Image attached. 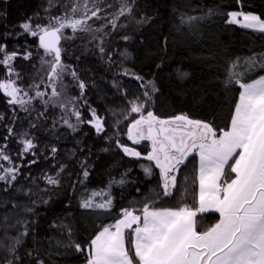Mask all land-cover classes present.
Returning a JSON list of instances; mask_svg holds the SVG:
<instances>
[{"label":"trees","instance_id":"16d2710c","mask_svg":"<svg viewBox=\"0 0 264 264\" xmlns=\"http://www.w3.org/2000/svg\"><path fill=\"white\" fill-rule=\"evenodd\" d=\"M66 5L67 0H0V46L4 49L0 59L16 53L9 65L11 76L8 66L0 64V83L12 81L28 93L35 85L43 90L40 60L44 50L20 25L31 17L35 26L49 12H63ZM241 7L245 13L264 19V0H134L127 41L119 37L105 47L104 54L86 40L77 41L67 51L65 61L85 88L74 85L71 90L76 82L71 75L65 83L76 98L82 120L92 119V110L101 118L103 131L99 134L89 123H81L76 131L68 128L61 119L64 113L52 105L37 102L34 108L23 111L10 104L11 98L0 89V149L10 157L0 163V175L10 167L18 169L15 181H0V239L18 236L25 226L28 229L18 247L20 260L16 264H35V259H42L44 264H87L91 239L102 226L114 224L121 209L138 210L153 201L157 207H180L183 203L193 209L198 206V180L189 181L183 202L175 190L174 199L164 198L154 163L127 157L115 141L135 147L143 156L150 151L147 142L133 146L126 135L130 121L138 117L130 112L131 102L146 99L143 92L149 82L159 91L153 93L145 112L151 110L162 119L187 113L192 119L212 123L217 133L229 129L241 91L239 85L230 89L224 86L229 62L264 52V34L226 22L227 13ZM188 17L194 19L188 22ZM182 71L189 73L187 78H179ZM260 74L264 72L252 78ZM24 139H31L36 147L24 152ZM84 161L87 178L81 167ZM141 165H153L152 174L146 175ZM193 167L195 161L187 172L181 168L177 189L182 188L183 176ZM48 177L59 180V184H49ZM121 179L122 185L118 183ZM112 181L117 183L110 190L111 209L81 207L87 193L107 191ZM106 198L98 195L94 202ZM218 219V214L198 213V230ZM73 242L85 250L76 251ZM7 258V251L0 249V264Z\"/></svg>","mask_w":264,"mask_h":264},{"label":"snow or ice","instance_id":"6c2138e0","mask_svg":"<svg viewBox=\"0 0 264 264\" xmlns=\"http://www.w3.org/2000/svg\"><path fill=\"white\" fill-rule=\"evenodd\" d=\"M84 8L86 11L81 19H72L65 14L52 17L47 26L37 24L33 28L29 17L27 22L20 25L25 33L38 38L39 47L46 56L51 57L43 63L49 65L48 80L51 82L52 97L61 95L57 92L56 82H62L65 73L78 79L76 72L61 60L59 44L62 30L70 28L73 33L77 30L102 31L93 30L87 24V20L92 17L100 19L99 13L102 9L95 7V4V10L89 9L87 3ZM76 10L74 6L71 12L74 14ZM131 11V7L122 6L117 15H124L125 12L130 14ZM88 12H91L90 16ZM227 16L228 24L264 34V19L259 15L245 13L241 7V10L227 13ZM193 19L188 17V22ZM144 22L146 20L141 21ZM108 23L115 26L114 19ZM3 50V46H0V51ZM100 51L104 52V48L101 47ZM29 55L30 53L25 59ZM15 56L16 53H12L0 59V64L8 66L9 76L13 73L9 65ZM257 72H264V52L253 53L247 58L237 57L229 62L224 86L230 89L239 85L241 91L230 116V127L228 130L221 129L219 135L212 123L192 119L187 113L169 119H162L151 110L145 113V108L150 106L152 100L151 93L159 91L152 82H149L150 88L143 92L145 100L131 102L130 112L138 114V118L130 121L126 132L127 139L135 145L149 141L151 149L143 156L135 147L121 144L119 140L115 141L117 147L127 157L154 162V167L159 169L162 179L160 189L164 198L174 199L175 190L181 194L183 202V193L187 191L189 181L195 183L198 180V206L193 209L183 203L180 207H157L156 201H153L144 203L138 210L121 209V215L115 223L102 226V230L91 239L87 264H264V74L252 78ZM188 75L189 73L183 71L178 74L180 79H185ZM34 87L39 89V85ZM78 87L83 90L84 82L78 81ZM0 89L11 98L10 104H19L25 111L28 110L24 105L32 98L25 101L18 97L21 90L14 86V82L0 83ZM24 95L27 96V92ZM45 95L47 92H35L37 98L43 99ZM82 95L81 92V97ZM75 99L60 103L59 106L65 110L71 104V114L76 118V123L73 124L62 116L63 123L73 131L81 123L91 124L97 134L103 131L102 120L94 110L90 113L92 119H81V113L73 102ZM44 103L48 104L49 101L45 100ZM83 103L86 104L87 101ZM2 119L0 116V120ZM8 132L11 135L12 129L9 128ZM22 145L24 152L36 147L31 139L23 140ZM56 151L53 147L52 152ZM189 157L195 161V167L183 176V186L177 189V176L181 168L187 172L192 163ZM0 158L10 160L2 149ZM86 163L84 161L81 164L85 178L89 175L87 168L83 167ZM141 167L146 175L152 174L153 165ZM4 171L5 174L0 175V181L10 184L17 179L18 169L8 168ZM47 182L59 184V180L52 177H48ZM115 183L117 181L110 182L107 191L87 193L86 198L81 201V207L111 209L110 190ZM118 183L122 185L124 180L121 179ZM98 195L107 198L103 202L95 203ZM137 211L140 214H136ZM206 212L219 213L218 222L209 227L201 226L202 230H198V213ZM27 235L28 229L25 226V230L18 236H5L0 239V249H5L8 253L4 264H16L20 260L18 247ZM71 246L78 252L85 250L79 243L73 242ZM28 255L32 256V253L29 252ZM35 264H44V261L35 259Z\"/></svg>","mask_w":264,"mask_h":264},{"label":"rangeland","instance_id":"374dc122","mask_svg":"<svg viewBox=\"0 0 264 264\" xmlns=\"http://www.w3.org/2000/svg\"><path fill=\"white\" fill-rule=\"evenodd\" d=\"M133 2L134 0H99V2H97V0H67V5L64 6L63 12L59 14L56 12H52V11L49 12L48 15L42 18L39 25L47 26L52 17H60V16H64L65 14L70 16L72 19H81L84 16V13L86 11V9L84 8L85 3H87V7L89 9L95 10L94 4H95V7H99L102 9V11H100L99 13V16L101 17L100 19H97L96 17H92L90 20H87V24L88 26H90L91 29L93 30L102 29V31L81 32L77 30L75 33H73V31L70 28H65L62 30L63 35H62L59 47L61 48L62 63L67 65V61H65V55L68 53L67 51L69 50L71 51V47H73L77 41L86 40L87 44H94L96 45L95 47L97 49H100L101 47L105 49L106 46L108 47V46L113 45L119 37L121 36L127 37L128 36L127 33L130 32L129 30H131V26L133 25V17H132L133 16L132 15L133 14ZM109 5L111 6L109 7ZM74 6L77 8V10L73 14L71 12V9ZM122 6L131 7L132 9L131 13L129 14L128 12H125L124 15H117ZM87 14L90 16L91 12H88ZM113 19L115 20V26L108 23V21L113 20ZM33 28H35V26H33ZM24 34H26L29 37V39H32V40L36 39L37 45L39 47V41L37 37H33L30 34H27L25 32ZM125 40L127 41V39ZM104 53H105V50L103 54ZM42 55L43 57L40 60V70L42 71V74H41L42 82L41 83L43 85L41 86L43 87V90H39L36 87H32V90L29 93L27 92L28 95L25 96L24 95L25 91H22V89H20L18 86L15 85L21 90L18 93V97H22L25 101H28L29 97L32 98L29 103L24 105L25 108L27 109L29 108L27 111H29L30 108H34L37 102H39L43 106L52 105L53 107H58L61 110V114L64 113L63 117L69 119L70 123L75 124L76 121L74 120H76V118L75 116L71 114L73 110L72 105L70 104L67 110L62 109L59 105L60 103H68L69 101L73 100V98H75L74 95L71 94L70 89L72 90L73 89L72 87H75L74 85L77 86L78 85L77 83L78 81H80V79H74L71 76V80L76 81V82H74L73 85L69 89V87L66 86L65 82L68 80V77L70 76V74L65 73V75L63 76V81L56 82L57 92H59L61 95L59 97H52L51 96V86H50L51 82L48 80L49 65L43 63V61L49 60L51 59V57L46 56L45 52ZM111 61H112V57H111ZM146 87H145L146 90H148L150 88V85H146ZM37 90L42 91V92H47V95H45L43 99L37 98L35 96V92ZM152 95L153 93H151V96ZM45 100L49 101V103L45 104L44 103ZM73 102L75 104L76 99ZM17 105L20 107L21 110L25 111L24 108H22L19 104ZM136 115L138 116V114ZM217 134L219 135V133ZM143 142H147V144L149 145V148L151 149V145L149 141H142L141 144ZM139 145L133 144V146H139ZM2 160L3 159L0 158V163L2 162Z\"/></svg>","mask_w":264,"mask_h":264},{"label":"crops","instance_id":"0c3cea01","mask_svg":"<svg viewBox=\"0 0 264 264\" xmlns=\"http://www.w3.org/2000/svg\"><path fill=\"white\" fill-rule=\"evenodd\" d=\"M237 26H239V25H237ZM240 27V26H239ZM230 127V126H229ZM220 134V133H219ZM234 175V174H233ZM198 195H199V189H198ZM199 214H218L219 215V213H216V212H206V213H199Z\"/></svg>","mask_w":264,"mask_h":264}]
</instances>
